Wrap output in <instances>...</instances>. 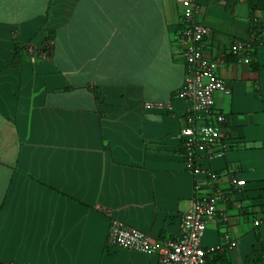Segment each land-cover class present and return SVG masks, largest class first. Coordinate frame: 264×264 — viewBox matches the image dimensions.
Instances as JSON below:
<instances>
[{"label": "crops", "instance_id": "crops-1", "mask_svg": "<svg viewBox=\"0 0 264 264\" xmlns=\"http://www.w3.org/2000/svg\"><path fill=\"white\" fill-rule=\"evenodd\" d=\"M195 18L231 91L215 92L213 107L228 149L198 147L192 174L180 130L216 121L176 95L177 0H0V263L154 264L158 253L107 246L111 221L160 247L179 236L194 195L215 190L202 240L212 257L244 264L264 249V0H198ZM253 24V60L230 53L236 41L250 48ZM16 43L33 52L6 66Z\"/></svg>", "mask_w": 264, "mask_h": 264}, {"label": "built area", "instance_id": "built-area-1", "mask_svg": "<svg viewBox=\"0 0 264 264\" xmlns=\"http://www.w3.org/2000/svg\"><path fill=\"white\" fill-rule=\"evenodd\" d=\"M181 9L182 27L179 39L182 45V56L185 61L186 74L183 86L176 92L177 96L188 99L195 114L213 117L216 123H206L196 126L190 118L188 125L180 130L185 150L184 168L192 174L200 172L196 163V149L198 147L212 148L218 146L213 155H221L228 149V142L221 135L219 124L225 120L221 113H214L215 92L230 93L231 89L217 75V69L224 59L222 57H208L204 54V40L210 34V29L198 22L195 14L198 12V0H177ZM248 44L236 41L230 47V53L242 54ZM33 52L31 46L27 47ZM41 57H44L42 54ZM146 108H166L161 102H146ZM210 179L216 174L209 173ZM243 179L232 180L234 186H242ZM222 199V192L215 190L209 194L196 193L192 198L189 209L180 217V234L177 238L165 240L160 247L152 236L133 227L126 226L119 220H112L108 235L107 246L123 247L144 253H158V261L154 264H204L205 256L216 250V247H204L202 240L207 222L213 220L217 214V205ZM255 225L260 220L254 221ZM233 246L234 243H231ZM0 264H16L1 262Z\"/></svg>", "mask_w": 264, "mask_h": 264}, {"label": "trees", "instance_id": "trees-1", "mask_svg": "<svg viewBox=\"0 0 264 264\" xmlns=\"http://www.w3.org/2000/svg\"><path fill=\"white\" fill-rule=\"evenodd\" d=\"M255 25H252V31L254 33V39H252V41L250 42L249 49H245L243 50L242 54H246L248 53V55H250L251 60H253V55H254V51L256 46L259 43V36L258 33L255 31ZM29 45L28 44H19L16 43L15 44V48L12 51V55L10 57V60H8V62H6V66H9L11 64V61H13V59L19 61L21 59H23V57L25 56V52L27 51V47ZM43 50V49H42ZM45 51V49H44ZM218 251L215 250L213 252H209L206 254L205 256V263L204 264H226L225 262H220L218 263L215 259V257H212L214 254H217ZM244 264H264V249L261 247L258 250H254L252 251V253L250 255H248L245 260H244Z\"/></svg>", "mask_w": 264, "mask_h": 264}]
</instances>
